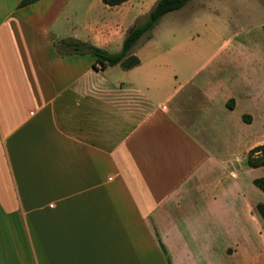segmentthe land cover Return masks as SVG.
<instances>
[{"label":"crops","instance_id":"1","mask_svg":"<svg viewBox=\"0 0 264 264\" xmlns=\"http://www.w3.org/2000/svg\"><path fill=\"white\" fill-rule=\"evenodd\" d=\"M155 1L0 0V264H264V21L183 11L125 70L59 44L116 52Z\"/></svg>","mask_w":264,"mask_h":264},{"label":"trees","instance_id":"2","mask_svg":"<svg viewBox=\"0 0 264 264\" xmlns=\"http://www.w3.org/2000/svg\"><path fill=\"white\" fill-rule=\"evenodd\" d=\"M36 0H19L17 6H25L35 2ZM102 3L113 6L125 0H101ZM189 0H156L148 12L145 14L144 19L133 24L129 27L123 36L121 45L118 51L108 53L89 43L80 42L72 39L60 40L61 44L69 53H86L93 58L94 63L99 64L100 67L118 65L121 69H129L138 64L139 60L136 56L130 53L131 48L138 39L148 32L157 21L167 12L181 8ZM227 107L231 108V101L226 102ZM242 119L247 121L248 116L243 115ZM246 164L249 167H257L264 164V143L254 146L248 150L246 154ZM252 183L264 192V176L257 177L252 180ZM256 210L262 219L264 228V204L257 203ZM169 264V263H167Z\"/></svg>","mask_w":264,"mask_h":264},{"label":"rangeland","instance_id":"3","mask_svg":"<svg viewBox=\"0 0 264 264\" xmlns=\"http://www.w3.org/2000/svg\"><path fill=\"white\" fill-rule=\"evenodd\" d=\"M200 9L216 11L198 14L199 20L203 21L202 24L206 27L210 24L214 25L216 20L222 19L227 20L231 27L253 26L257 22L264 21V0H189L186 5L178 9V11H182L166 13L149 31L154 38V42H156V48L165 50L182 39L184 31L193 29L196 24L189 22L190 20H182L183 11L196 12ZM171 31H177L176 36L170 35L169 32ZM170 55V57H174L176 54L172 53Z\"/></svg>","mask_w":264,"mask_h":264}]
</instances>
